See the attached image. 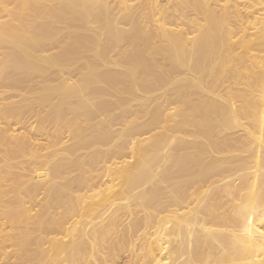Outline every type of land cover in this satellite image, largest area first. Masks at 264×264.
I'll return each instance as SVG.
<instances>
[{"label": "bare ground", "instance_id": "bare-ground-1", "mask_svg": "<svg viewBox=\"0 0 264 264\" xmlns=\"http://www.w3.org/2000/svg\"><path fill=\"white\" fill-rule=\"evenodd\" d=\"M262 4L0 0V264H264Z\"/></svg>", "mask_w": 264, "mask_h": 264}, {"label": "rangeland", "instance_id": "rangeland-1", "mask_svg": "<svg viewBox=\"0 0 264 264\" xmlns=\"http://www.w3.org/2000/svg\"><path fill=\"white\" fill-rule=\"evenodd\" d=\"M264 5L262 4V5H256V6H254L253 8H257L258 10H260V8L261 7H263ZM253 8H250V9H253ZM261 48H260V50L262 51L263 50V53H264V45H261L260 46ZM261 51L259 52V55H263V53H261ZM237 67H239L238 66V64L236 65ZM242 68V66H240V69ZM240 87H243V86H240ZM239 92H242V93H244V95H246V96H252L253 95V93H254V98H256L255 100H259L260 102V105L262 104V107H261V109H264V100L262 99V98H259V92H257V91H254L253 93H251L250 91H243V90H240ZM227 96V95H226ZM225 96V97H226ZM234 102H236V103H234L236 106H237V108H238V105H239V103H238V101H234ZM238 103V104H237ZM225 104H227L226 102H225ZM240 110H241V112H240ZM236 111H239V112H236ZM236 111H234V115H235V119L233 120L234 122H232L231 120L232 119H230L229 117V122L231 121V123H236L235 125H233V128H231V129H229L227 132L228 133H236V135L235 136H237L239 133H241L240 131L242 130L240 127H242V126H244V125H247L248 123H250V121L253 119V117L251 118V116H246V111H244L243 109H241V107L239 106V108L238 109H236ZM235 113H239V114H235ZM243 113V114H242ZM246 113V114H245ZM242 114V116H238V115H241ZM238 116V117H237ZM228 118H226V120L228 121ZM237 118V119H236ZM247 118V119H246ZM249 118V119H248ZM238 119H240V120H238ZM236 120H237V122H236ZM248 120V121H247ZM248 123H247V122ZM240 123V124H239ZM242 123H244V124H242ZM237 125H238V128H237ZM235 126V127H234ZM236 129H239V130H236ZM241 129V130H240ZM237 131H238V133H237ZM242 134V133H241ZM239 136V135H238ZM241 140V142H244L245 144H243L242 143V145H240L239 143L240 142H233V144L234 145H232V148H235V147H237L238 145H240V148L238 149V147L236 148V149H238L239 151H241L240 152V154L241 155H243V158H245V156H246V154L247 153H245L244 154V152H246V151H244L243 150V147L244 146H248V142H246V141H248V140H246V138L244 139V140H242V139H240ZM246 140V141H245ZM235 144H237V145H235ZM242 147V148H241ZM244 148H246V147H244ZM241 149V150H240ZM235 150V149H234ZM242 151H244V152H242ZM38 168H40V167H38ZM30 170H32V168H30ZM37 170V169H36ZM38 170H42V169H38ZM34 173L32 172V171H29L28 172V176L30 175V176H32Z\"/></svg>", "mask_w": 264, "mask_h": 264}]
</instances>
